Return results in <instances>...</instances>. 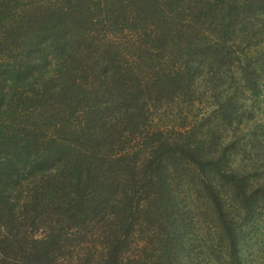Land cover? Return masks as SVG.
<instances>
[{
    "label": "trees",
    "instance_id": "1",
    "mask_svg": "<svg viewBox=\"0 0 264 264\" xmlns=\"http://www.w3.org/2000/svg\"><path fill=\"white\" fill-rule=\"evenodd\" d=\"M262 105L264 0H0V264H251Z\"/></svg>",
    "mask_w": 264,
    "mask_h": 264
},
{
    "label": "rangeland",
    "instance_id": "2",
    "mask_svg": "<svg viewBox=\"0 0 264 264\" xmlns=\"http://www.w3.org/2000/svg\"><path fill=\"white\" fill-rule=\"evenodd\" d=\"M262 109H264V105H262ZM203 111H201L202 113ZM228 136L227 133L224 134V137ZM211 224H209V226H207V221L204 220V222L201 220L200 223H196L195 225H193V227L190 228L191 231L187 230V233H198L200 236H203V237H206V234L207 232L209 231V228H211ZM262 231H264V227L262 229ZM263 238H261V243L255 248L251 249V252H252V259L253 261L251 262V264H264V232H263ZM206 240H204L205 242ZM199 249H194L193 252H196L198 253ZM221 259H222V255H221V258H220V255L219 257H213L212 260L208 259L207 258V261H205V263H202V264H220L221 262ZM201 261H194V264H201Z\"/></svg>",
    "mask_w": 264,
    "mask_h": 264
}]
</instances>
